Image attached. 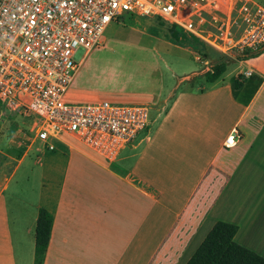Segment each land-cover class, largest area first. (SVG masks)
Segmentation results:
<instances>
[{
	"label": "crops",
	"instance_id": "obj_1",
	"mask_svg": "<svg viewBox=\"0 0 264 264\" xmlns=\"http://www.w3.org/2000/svg\"><path fill=\"white\" fill-rule=\"evenodd\" d=\"M232 60L227 84L230 65L213 83L179 90L113 163L68 137L45 149L32 122L22 142L18 131L0 145V264H33L40 208L52 216L42 264H186L217 221L236 225L234 241L264 258V244L242 234L259 217L264 231V53Z\"/></svg>",
	"mask_w": 264,
	"mask_h": 264
},
{
	"label": "built area",
	"instance_id": "obj_2",
	"mask_svg": "<svg viewBox=\"0 0 264 264\" xmlns=\"http://www.w3.org/2000/svg\"><path fill=\"white\" fill-rule=\"evenodd\" d=\"M125 17L178 28L222 58L264 53V8L252 0H0L1 109L29 119L47 150L68 137L115 162L147 129L148 106L64 100L107 27ZM79 49L84 54L77 62ZM235 143L231 135L225 147Z\"/></svg>",
	"mask_w": 264,
	"mask_h": 264
},
{
	"label": "rangeland",
	"instance_id": "obj_3",
	"mask_svg": "<svg viewBox=\"0 0 264 264\" xmlns=\"http://www.w3.org/2000/svg\"><path fill=\"white\" fill-rule=\"evenodd\" d=\"M264 8V0H252ZM84 51L77 50L74 60L80 61ZM219 56L212 49L157 20L125 17L122 23H111L105 30L101 44L92 50L75 74L66 94L69 104H86L107 101L122 105L142 103L149 108V122L163 106L170 102L177 92L187 90V86L204 80L205 72L215 64ZM236 60L230 61L221 77L224 84L237 68ZM232 64V65H231ZM240 74V73H238ZM199 77V80L193 78ZM0 145L6 146L12 135L18 131L16 140L22 142L31 121L19 114H10L0 107ZM146 134V130L141 135ZM74 147L83 148L69 140ZM85 152L96 157L92 152ZM57 163L63 167L67 158L59 155ZM56 157V158H57ZM98 160L103 162L99 157ZM41 162V161H40ZM20 173L15 181L20 180ZM39 175L31 177L38 182ZM21 181V180H20ZM257 212L264 213V202L258 204ZM251 219V218H250ZM243 238L249 244H264L262 218L253 227L244 231Z\"/></svg>",
	"mask_w": 264,
	"mask_h": 264
},
{
	"label": "trees",
	"instance_id": "obj_4",
	"mask_svg": "<svg viewBox=\"0 0 264 264\" xmlns=\"http://www.w3.org/2000/svg\"><path fill=\"white\" fill-rule=\"evenodd\" d=\"M256 56H237L236 59L242 61ZM230 61L229 58L219 57L210 70L205 72L202 77L207 83H213L222 76ZM199 79V77H195L193 81ZM243 79L244 76L242 75H238L233 79L235 89L240 87V81ZM51 228L52 216L48 211L40 208L35 227L33 264L43 263ZM237 230L238 227L236 225L217 221L186 264H264L263 257L234 241Z\"/></svg>",
	"mask_w": 264,
	"mask_h": 264
}]
</instances>
